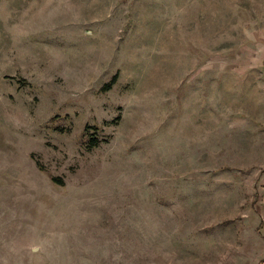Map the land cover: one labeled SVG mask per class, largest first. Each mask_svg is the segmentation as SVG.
Returning a JSON list of instances; mask_svg holds the SVG:
<instances>
[{
	"label": "rangeland",
	"instance_id": "rangeland-1",
	"mask_svg": "<svg viewBox=\"0 0 264 264\" xmlns=\"http://www.w3.org/2000/svg\"><path fill=\"white\" fill-rule=\"evenodd\" d=\"M246 9L0 0V264H264Z\"/></svg>",
	"mask_w": 264,
	"mask_h": 264
},
{
	"label": "crops",
	"instance_id": "crops-1",
	"mask_svg": "<svg viewBox=\"0 0 264 264\" xmlns=\"http://www.w3.org/2000/svg\"><path fill=\"white\" fill-rule=\"evenodd\" d=\"M241 4L251 7V11L246 9L245 15H242V20L245 17V21L250 24L248 28H254L251 35L257 39H262L259 44H262L264 48V0H241ZM248 35L250 36V34Z\"/></svg>",
	"mask_w": 264,
	"mask_h": 264
},
{
	"label": "trees",
	"instance_id": "trees-1",
	"mask_svg": "<svg viewBox=\"0 0 264 264\" xmlns=\"http://www.w3.org/2000/svg\"><path fill=\"white\" fill-rule=\"evenodd\" d=\"M116 80H117V77L114 76V77L112 78V80H111L106 86L110 88V87L116 82Z\"/></svg>",
	"mask_w": 264,
	"mask_h": 264
}]
</instances>
